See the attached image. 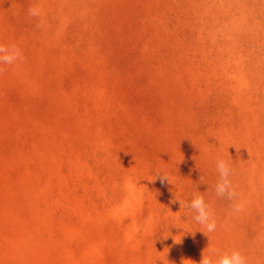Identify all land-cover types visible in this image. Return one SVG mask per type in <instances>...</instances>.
I'll return each mask as SVG.
<instances>
[{"label":"rangeland","instance_id":"374dc122","mask_svg":"<svg viewBox=\"0 0 264 264\" xmlns=\"http://www.w3.org/2000/svg\"><path fill=\"white\" fill-rule=\"evenodd\" d=\"M0 43V264H264V0H0Z\"/></svg>","mask_w":264,"mask_h":264},{"label":"clouds","instance_id":"9594fccd","mask_svg":"<svg viewBox=\"0 0 264 264\" xmlns=\"http://www.w3.org/2000/svg\"><path fill=\"white\" fill-rule=\"evenodd\" d=\"M29 15L38 17L40 10L36 7H30L28 9ZM23 56L21 50L15 45H5L0 43V65H13L18 60H22ZM2 71V69H0ZM216 172L218 179L214 186L215 194L217 197L229 200L233 212L239 213L244 208V203L239 199L237 192L235 191L230 176L232 175V168L229 163L224 159H217L215 162ZM159 178L161 182L169 181L167 174L157 172L155 179ZM154 179V180H155ZM202 179V178H201ZM191 200L185 201L177 199L174 196L172 203L179 202L180 209L194 210L195 215L192 219L203 226L201 232L207 236L210 240V233L216 231L217 221L213 215L212 208L205 202L204 196L199 192H193L190 194ZM176 243H180L181 240H174ZM199 264H248L247 258L241 253L239 249H231L219 251L209 246L203 250L202 258Z\"/></svg>","mask_w":264,"mask_h":264}]
</instances>
